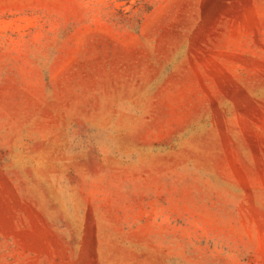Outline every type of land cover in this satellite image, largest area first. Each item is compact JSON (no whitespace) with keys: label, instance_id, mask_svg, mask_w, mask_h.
I'll return each mask as SVG.
<instances>
[{"label":"rangeland","instance_id":"1","mask_svg":"<svg viewBox=\"0 0 264 264\" xmlns=\"http://www.w3.org/2000/svg\"><path fill=\"white\" fill-rule=\"evenodd\" d=\"M0 264H264V0H0Z\"/></svg>","mask_w":264,"mask_h":264}]
</instances>
